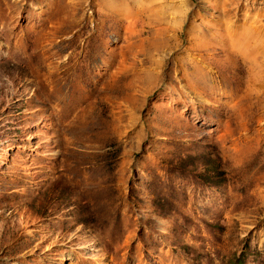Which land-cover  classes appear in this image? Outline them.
Segmentation results:
<instances>
[{
    "label": "rangeland",
    "instance_id": "1",
    "mask_svg": "<svg viewBox=\"0 0 264 264\" xmlns=\"http://www.w3.org/2000/svg\"><path fill=\"white\" fill-rule=\"evenodd\" d=\"M0 264H264V0H0Z\"/></svg>",
    "mask_w": 264,
    "mask_h": 264
}]
</instances>
